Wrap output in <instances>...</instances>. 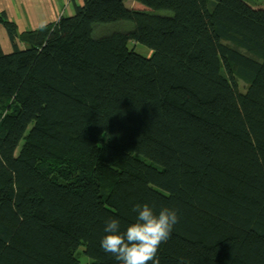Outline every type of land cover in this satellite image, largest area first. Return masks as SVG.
I'll list each match as a JSON object with an SVG mask.
<instances>
[{
    "label": "trees",
    "instance_id": "trees-1",
    "mask_svg": "<svg viewBox=\"0 0 264 264\" xmlns=\"http://www.w3.org/2000/svg\"><path fill=\"white\" fill-rule=\"evenodd\" d=\"M133 1L0 12V264H119L144 203L180 217L160 264H264V6Z\"/></svg>",
    "mask_w": 264,
    "mask_h": 264
},
{
    "label": "clouds",
    "instance_id": "clouds-1",
    "mask_svg": "<svg viewBox=\"0 0 264 264\" xmlns=\"http://www.w3.org/2000/svg\"><path fill=\"white\" fill-rule=\"evenodd\" d=\"M133 212L135 221L123 230L117 218L106 223L101 248L119 264H160L158 253L179 222L178 210L163 207L157 212L155 205L144 203L136 204ZM179 264H186L184 258Z\"/></svg>",
    "mask_w": 264,
    "mask_h": 264
},
{
    "label": "crops",
    "instance_id": "crops-1",
    "mask_svg": "<svg viewBox=\"0 0 264 264\" xmlns=\"http://www.w3.org/2000/svg\"><path fill=\"white\" fill-rule=\"evenodd\" d=\"M83 0H0V12L16 22L19 31L38 28L63 15H72L75 5ZM0 44L4 52L13 48L4 26L0 23Z\"/></svg>",
    "mask_w": 264,
    "mask_h": 264
},
{
    "label": "rangeland",
    "instance_id": "rangeland-1",
    "mask_svg": "<svg viewBox=\"0 0 264 264\" xmlns=\"http://www.w3.org/2000/svg\"><path fill=\"white\" fill-rule=\"evenodd\" d=\"M248 2L252 3L254 6H264V0H248ZM126 4L128 6L135 5L136 7H143V5L133 0H126ZM158 12L162 14H166V13H169L170 11L161 9ZM129 46L131 47L134 46L135 50L143 55H149L151 53L150 48L141 43H134L133 41H130ZM241 86L242 87L245 86V83H243L242 81H241ZM80 264H89V258L87 255L83 254L80 257Z\"/></svg>",
    "mask_w": 264,
    "mask_h": 264
}]
</instances>
